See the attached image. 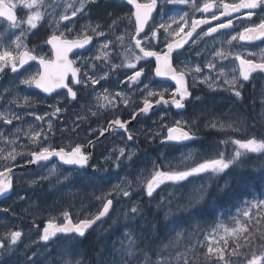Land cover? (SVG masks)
Here are the masks:
<instances>
[{"label":"rangeland","instance_id":"obj_1","mask_svg":"<svg viewBox=\"0 0 264 264\" xmlns=\"http://www.w3.org/2000/svg\"><path fill=\"white\" fill-rule=\"evenodd\" d=\"M10 2L16 5L14 9L17 12L18 20H26L27 16L31 14L29 9L22 6L21 0H10ZM67 4L79 7L78 0H44L41 11L45 13V19L41 21L36 30L28 31L26 23L22 24L20 29L11 30L4 19L0 18V44L4 46L11 44L23 32L22 42L29 49L34 48V54L44 55L45 41L53 31H57V34L65 32L66 35L72 37L80 34L86 27L88 28V34L93 32L92 28L97 29L98 24L92 18L93 12L91 6H89L91 3L87 4L86 10L78 13L77 17H73L74 19L71 22L65 21L59 25L55 24V20H58L60 15L71 14V9L65 10ZM261 15L264 16V13ZM246 25V22L236 24V29L231 33L224 34L217 42L210 41L207 48L210 55L213 50L221 47L223 41L241 31ZM67 28L73 29L71 34L67 33ZM11 36L13 39H10ZM104 43L106 42L101 41L95 44L93 48L89 47L91 49L81 56L88 59L89 66L92 64L90 58L98 54L101 45ZM233 43L236 46L231 51L255 53L256 60L261 61L260 56L264 53V43L251 44L245 41ZM225 50H228L226 45ZM110 52L111 63L101 60L95 62L96 66L94 70L89 67V75L103 76L107 72L109 73V78L107 81L102 80L100 84L95 86L94 91L91 88L79 91L78 95L80 99L78 101H72L63 93L46 96L29 86L19 84L20 79L39 70V66L36 63H31L25 67L26 70H22L19 76L14 75L10 70H6L9 74L8 78L4 83L0 84V97H2L0 98V111L8 114L9 119L12 118L13 113L19 115L22 119H14L11 125L0 121V133L3 134L4 138L11 140L16 139L17 130H20L19 139L15 147L16 151L22 153V155L17 157L15 161L16 165H24L20 163H24L29 159L28 153L38 150L35 145L30 143L24 133L30 128L33 131H39L41 127L47 130V118L44 121H36L32 115L33 113L42 116L45 113H51L53 111L52 106L58 105L61 107L64 111L59 116L53 118V133H49L47 144L42 146L50 145L57 148H69L70 145H74L79 139L83 141L89 140L92 136L91 130L103 129L108 121L116 119L119 115H128L126 114L128 112L134 113L137 110V106L142 103L143 95L146 94H142L145 84H149L150 87L158 90L150 82L131 87L119 83V81L125 80L126 75H131V70L124 67L113 70L111 64L121 65L125 63L124 52H118L112 48H110ZM245 58H251V56H246ZM218 62L219 66L221 64L225 66V71L238 67V61H233L231 58L224 62L218 60ZM263 77L264 72L258 71L254 73L249 81L244 82L241 80L240 97H236L227 85H221L220 87L224 92L220 96H201L193 102L192 109H189L187 112H161L154 117L143 118L141 121L139 118V123L132 127L128 126V131L133 133L135 137L132 142L127 141V134L123 133V131L113 132L110 136L106 137L107 139L98 142L101 155L94 165L90 167L92 169L88 168L89 175L93 171L96 173V178L93 181L76 179L74 185L68 184L64 180V176L69 175L70 172L75 176V172L71 168H61L57 160L41 164L37 168L28 170L27 172L21 171L16 178L15 189L10 195L3 198L0 203V239L4 238L5 234L11 231L21 230L24 234L23 240L11 252L3 250L0 260L12 252L16 256L20 253L24 254L26 250H33L35 252L39 251L40 257L50 254V257H53L55 261L63 262L66 260V255L62 254V249L67 244V241L64 239L49 243L47 248L39 247L33 243L39 239L36 226H39V229L42 230L43 223L50 217H57V220H60V213L68 210L72 214V218L76 220L85 218L102 208L105 200L97 198H106L112 199L114 204L109 219L115 214H123L126 215V218H129L130 215L128 214L133 206H138L140 212L143 213V218L141 219H145L147 216L143 209V199L147 198L149 202L151 201L146 196L143 185L150 178L154 162L156 165H172L171 169L165 168L164 170H184L186 167L194 166L193 161L198 163L204 159L216 158L218 152H225L226 158H230L235 151V146L230 143V151H225V145L219 144V141L247 139L250 137H256L257 139L264 138ZM5 89L8 90L6 93ZM104 89H107L112 94L123 92L130 98V103L125 106L122 102H119L114 110L98 109L94 97L97 93H102ZM244 92L248 93V99L242 101ZM24 97L29 98L30 102L28 104H24ZM91 112H96V115H91ZM77 117H85V119L77 121ZM130 119L132 118L130 117L123 121ZM177 120L188 121L190 125L189 130L194 134H198V141L182 145L180 149V145L177 144H162L161 140L167 134V128L163 127V125L171 126ZM74 122L79 123V127L75 132L71 131L75 126ZM213 122H218V128L213 129L210 127V124ZM221 123L225 125V130L223 131L219 130V124ZM228 124H232L233 128L238 129V131L228 130L226 127ZM62 129H67V131H62ZM208 131L227 134L229 137L212 139L205 135ZM119 147H126L135 152V155L132 161H128L125 158L121 167L117 169L114 166V162L115 154L118 153L114 154L113 150ZM0 148L5 149V155L7 151L11 150V146H7L3 142H0ZM189 154H191L192 159L182 163ZM246 154L252 156V163L257 162V157L262 155L260 153ZM110 155L112 156V160L106 161L105 157ZM260 160H264V156ZM3 166L5 164L0 162V170H2ZM6 166H11V163L9 162ZM53 167L57 168V174H50V170ZM60 173H63V175H60ZM81 175L84 174L81 173ZM216 175L218 174H201L197 177H189L188 181L179 184L167 182L153 194V199L157 204H164L161 210L162 215L164 216L165 213H168V219L174 220V223L167 230V237L170 242L160 247L161 250H167L169 245H171L172 249L168 250L167 253L165 252L167 256L165 260L169 261L170 264H183L185 258L192 263L196 255L201 254L203 256L201 255L196 259L199 261L206 259L207 263L209 260L210 262L212 260L211 264H214L213 258L206 257L205 255L208 247L206 238L215 235L216 240H219L220 237L224 236V232L222 229H217V232L213 233V229L220 223L233 227L232 221L234 219H240L243 223V211L247 210L253 202L264 200V193L257 197H243L237 207L231 210L229 214L225 215L222 212H216L204 226L194 222L192 218H187V216L185 218L187 222L185 219L178 218L177 213L174 212L173 204L171 205L172 201L165 196V192L171 194L172 197H182L185 201L191 203L194 197L199 196L200 189H206L208 192ZM101 177L103 179H100ZM33 180L37 181V183H29ZM128 184L131 186L127 187ZM116 185H120L129 191L131 196L123 197L122 195H118L114 191V186ZM22 197L23 199H21ZM250 216L251 220L248 221V227L254 222H263L264 208L260 209L258 215L257 210L253 208ZM125 219L121 218L120 220ZM39 221H42V225H39ZM149 225L152 226L153 221L149 222ZM173 228L175 229L174 231L172 230ZM177 233H181L179 239H177ZM225 238L229 239V242L232 241L231 237ZM135 264H143V261L135 262ZM230 264H237L235 263V257H232Z\"/></svg>","mask_w":264,"mask_h":264},{"label":"snow or ice","instance_id":"obj_2","mask_svg":"<svg viewBox=\"0 0 264 264\" xmlns=\"http://www.w3.org/2000/svg\"><path fill=\"white\" fill-rule=\"evenodd\" d=\"M79 7H74L73 4H67L65 10L71 9V14L60 15L58 20H55V24L59 25L62 22H71L73 17H77L78 13H82L88 3H96L97 0H78ZM169 5H187L191 3L192 8L196 12L202 14H209L208 18L204 19H192L190 27L185 31V26L189 24L188 13H184L179 19L173 18L170 23H160L154 28H149L145 31L146 25L153 18V13L160 8L158 0H125V3L132 6L134 9L129 17L130 21L135 24V34L131 36V41L125 52L123 53L124 60L127 63L121 65L111 64V68L116 70L120 67H124L131 70V75H126L125 80L119 81L121 84L128 86H137L143 83L142 77L146 76L145 67H137L141 62L150 63V58H154L155 67L151 71L155 77L170 78L175 82V86L171 91V94L166 98L168 89L155 90L150 87L149 84H145L142 90L143 106L138 109L137 112L132 114V119H136L138 115H144L150 112L155 104H166L174 107L177 110L185 109L186 103L192 98V92L188 84V78L203 75L204 69L216 72V77L205 76L200 83H205L209 88H215L218 86L217 82H222V85H227L228 88L233 92L236 97L241 96L242 84L240 81H249L253 73L257 71L264 72V53L261 54V62H257L255 53H240L231 51L236 45L233 42H252L264 38V16L260 13H264V0H236V2H227V0H207L200 6H197V0H164ZM21 4L24 8L31 11L26 20H18L14 8L15 4L11 3L10 0H0V18H4L8 28L11 30L20 29L22 24H27L28 31L38 29L41 21L45 19V13L41 11V7L44 4V0H21ZM34 9V11H32ZM215 9V11H212ZM162 12V8H160ZM218 13V14H217ZM54 14V13H53ZM235 14V15H234ZM221 17L226 19V22H218L215 26H211V21H219ZM256 17L258 23L253 20ZM134 18V20H132ZM234 21L236 22L234 24ZM246 22L248 26L243 27L238 33L231 35L221 43L219 49H215L211 52L212 60L207 62L202 68L199 64L195 66H189V64L181 62L183 66H178L174 61L179 59V54L184 49L185 45L189 43V38L193 37V33L196 32L200 25H210L207 31L202 32V39L207 37L214 38V35L222 34L224 30H235L236 24ZM116 23L115 21L113 22ZM173 25H176L173 28ZM99 26H97L98 28ZM97 36H103L104 33L97 31L96 28L91 29ZM68 34H71L73 29H66ZM183 33V35H181ZM24 33L21 32L20 36H17L11 44L4 46L0 44V73H4L6 70H10L14 75L19 76L20 72L25 69V65H28L30 61H37L39 70L36 73L28 74L25 78L19 80V84L25 86H35L41 89L44 93L53 94L57 92V89L66 90L65 96L70 98L72 101H78L80 99L78 92L84 89L91 88L95 90V86L100 82L107 81L109 73L105 72L103 76L89 75V67L95 69V62L103 60L106 63H111L110 48L111 41H107L101 45L98 54L95 57L90 58L92 60L91 66L88 64V59H85L74 52L77 49L87 50L86 46H89L93 41V36L88 34V28H84L83 31L73 38H69L65 32L53 31V33L45 41L46 45L50 46V56L36 55L34 54L35 49H29L26 44L22 42ZM197 35H200L199 33ZM117 40L121 42L123 46L124 37L119 36ZM195 43V41H192ZM163 44L161 50H156ZM225 45L228 50H225ZM133 49H138L137 54ZM72 53L76 59H71L69 54ZM200 53L198 52L197 55ZM251 56L252 58H245ZM238 61V67H233L225 71V66L221 64L218 68L217 59L220 62L227 61L229 59ZM238 73V74H237ZM231 77V78H228ZM8 90L5 89V93ZM2 98V97H0ZM196 99H199L197 97ZM96 106L98 109L103 110H114L119 102H122L125 106L130 103V98L127 97L123 92H116L114 94L109 93L107 89H104L102 93H97L94 97ZM24 104H28L29 98L24 97ZM53 111L51 113H45L44 115H35L36 121H44L47 118V130L43 127L39 131H33L31 128L24 133L29 139L32 145H35L38 150L31 151L28 153L29 164H43L45 162L51 163L53 158H58V164L61 168L64 166H71V169L75 172V176L69 173L64 176V180L74 185L76 179L84 180L88 179L93 181L96 178V173L93 171L90 175L88 174V168L92 167L90 164V155L87 154L86 148L82 144L70 145L69 149L65 147H53V146H42L47 144L49 139V133H53V118L59 116L64 111L58 105L52 106ZM91 115L95 116L96 112H91ZM21 120L22 117L12 114V118H8V114L0 111V121H3L7 125H11L13 120ZM85 119V117H77V121ZM129 121H123L119 117L108 122V127L105 129L91 130L92 134L98 131L100 136H104L105 132L111 130H122L126 133V139L128 142L134 141L135 137L133 133L128 131ZM75 126L71 131L75 132L79 127L78 122H74ZM167 128V134L161 140L162 144L169 142H175L177 144L184 142H195L197 137L191 132L188 121H174L171 126L163 125ZM213 129L218 128V122L210 124ZM228 130L238 131L233 128L232 124H228ZM219 130H225L224 124H219ZM67 131V129H62ZM19 132L17 130L16 139H7L0 133V142L5 143L7 146H11V150L7 151L0 148V162L4 163L5 166L0 170V196L8 193L13 188L12 171L13 167L16 166L15 161L18 156L22 153L16 151V143L19 139ZM92 140L88 141L91 145ZM219 144L227 145L231 143L235 146V151L230 158H226L225 152H218L216 158L204 159L202 162H194V166L186 167L184 170H164L165 168H172V165H156L154 162L153 171L150 178L144 183V191L146 196L151 200L154 198V193L162 185L167 182L179 184L181 182L188 181L189 177H197L201 174H224L227 175L232 171L239 163L242 162L246 153H260L264 154V138L257 139L256 137H250L247 139H230L219 141ZM115 154L114 166L119 169L123 164L124 159L132 161L135 152L127 149L126 147H119L114 149ZM191 154L185 158L182 163L191 160ZM106 161L112 160V156L105 157ZM11 166H6L8 163ZM83 173L84 175H81ZM50 174H57V168L53 167L50 170ZM63 175V173H60ZM46 179V178H45ZM100 179H103L101 177ZM261 179H264V172L261 173ZM29 183L35 184L37 181L33 180ZM131 185L128 184L127 187ZM228 186L220 191L227 194ZM114 191L118 195L123 197H130L131 193L120 185L114 186ZM111 195V193H109ZM208 195L206 189L199 190V196L194 197L189 206V216H193L199 212V208L194 205L199 204ZM23 199V197L21 198ZM104 199L102 208L91 217H85L84 219H78L73 222L72 214L68 210H64L60 213L59 218L63 219V223L57 222V217H50L44 222L42 230L37 227L38 237L37 241L33 243L39 247L47 248V245L54 240L60 239L63 236L67 244L62 249L63 255L73 256L79 255L76 243L80 238L86 237L89 230L93 228L99 222H102L105 217L111 214V210L114 207L112 199ZM160 209L164 207V204L158 206ZM255 208L257 215L260 209L264 208V200L253 202L252 205L244 210L242 216L244 218L243 223L240 219H234L232 223L233 227H228L224 223H220L216 228L213 229V233L217 232V229H222L224 236L216 240L215 235L207 237L208 241L206 257L213 258L214 264H230L232 257H239L241 255L240 249L242 247H252L257 237L249 229L248 221L251 220L250 212ZM6 211V210H5ZM133 219L143 218V213L140 212L138 206H133L130 209L129 214ZM159 215V212H157ZM174 223V220L168 219V213H165L163 221H157V225H153L149 231H160L168 230L170 225ZM127 231L123 233V236L127 240L125 245L121 241V248L119 250H113L109 254V258L104 259L102 264H135L138 262L139 257L143 256L145 264H170L169 261L164 258H160L157 261H151L148 255L139 249L137 240L135 238L136 229L131 227V221L129 224L124 225ZM175 230L174 228L172 229ZM23 232L21 230H14L10 233L5 234V237L0 239V257H2V251L7 250L11 252L19 243L23 240ZM181 237V233H177V239ZM225 237H231L233 246L229 251L230 244L229 239ZM243 239L245 242L241 245L238 241ZM260 239L264 240V233H261ZM40 252H33L32 257L28 258V264H40ZM35 258V259H34ZM64 264H82L81 261H73L67 259ZM183 264H191V261L185 258ZM246 264H264V253L261 255L252 254L250 259L246 260Z\"/></svg>","mask_w":264,"mask_h":264},{"label":"trees","instance_id":"obj_3","mask_svg":"<svg viewBox=\"0 0 264 264\" xmlns=\"http://www.w3.org/2000/svg\"><path fill=\"white\" fill-rule=\"evenodd\" d=\"M10 39H13V37L11 36ZM247 99L248 93L244 92L241 100L243 101ZM205 135L212 139L229 137L227 134H219L214 131H208ZM229 147L230 143L225 145V151H230ZM262 156H264V154L259 155L257 157V162L252 163V156L250 154H245L242 162L227 175H216L212 181L210 189L208 190V195L203 201L195 206L199 208L200 211L193 216H189L190 202L185 201L182 197H172V195L167 192H165V196L172 201L171 205L173 204L174 212L177 213L178 218L180 217L184 220L187 216V218H192L194 222L204 226L216 212H222L225 215L229 214L231 210H234L237 207L241 198L257 197L264 193V179H261V173L264 172V160H260ZM226 185L228 186L227 194L220 191L221 189H225ZM143 201L144 213L147 216L145 219L139 217L133 219L131 216L126 218V215L115 214L111 219L100 222L92 236L80 238L76 243L79 255H66V260H79L82 264H102L104 259L109 258V254L113 250H119L121 248V241H123L125 245L127 244V240L123 236V233L128 230L124 225L129 224V221H131V227L136 229L134 235L137 244L139 245V249H142L153 262L160 258L166 259L167 256L165 252L167 253L172 247L169 245L167 250H161L160 247L170 242L167 237L168 231L163 229L160 231H149L153 225H157V221L164 220V216L161 212L162 209L158 207L159 204H157L154 199H151V202H149L147 198H144ZM157 212H159V215H157ZM121 218L126 219L120 220ZM151 221H153L152 226L149 225V222ZM185 221L187 222V219H185ZM39 225H42V221H39ZM249 229L256 234L257 238H260L261 233H264V223L250 224ZM239 243L243 245L245 242L241 238ZM229 244L230 251L231 246H233V241H230ZM240 250L248 253L249 247H242ZM33 252L35 251L26 250L24 254L20 253L16 256L12 252L9 255L4 256L0 260V264H19V262H21L20 264H28V258L32 257ZM201 255H196V258ZM19 258L20 260H18ZM196 258H194V261L191 264H211L212 262V260L211 262L209 260L207 263L206 259L199 261ZM138 261H143V264H145L143 256H140ZM61 263H64V261H55L53 257H50V254L40 257V264Z\"/></svg>","mask_w":264,"mask_h":264},{"label":"flooded vegetation","instance_id":"obj_4","mask_svg":"<svg viewBox=\"0 0 264 264\" xmlns=\"http://www.w3.org/2000/svg\"><path fill=\"white\" fill-rule=\"evenodd\" d=\"M141 2H145V0H141ZM203 2H207V0H197V6H200ZM227 2L229 3L236 2V0H227ZM158 3L160 5V8H162V12L160 11V8H158V10L153 13V18L149 21V24L146 25L145 31H148L149 28H154L156 25L160 23H170L173 18L179 19V17L183 15L184 13H188V21H189V24L185 26V31H187L188 28L190 27V23L192 19L208 18L210 20L209 14H202L200 12H196L192 8L191 3L187 5H179V4L169 5L166 2H164V0H158ZM89 6H91V10L93 12L92 18L97 22L99 26L97 28V31L104 33L103 36H97L94 32L89 34V35H92V34L94 35V36L92 35L94 37V43L90 47L93 48L95 44L101 41L103 42L111 41L112 44L109 45V48H112L113 50L118 51V52H125L127 46L130 43H132L131 36L135 34V24L129 19V17H131L132 11L134 10L132 6L126 4L125 0H97L96 3H91ZM84 10H86V7ZM212 11H215V9H213ZM261 14L262 13H260V15ZM73 19L74 18H72V20ZM132 20H134V18H132ZM253 20L258 23V20L256 17H253ZM114 21L116 22L115 24L113 23ZM218 22H226V19L224 17H221L219 21H211V26H215V24ZM234 24H235V21H234ZM209 26L210 25L202 24L200 25L199 28H197V32L195 33L194 38L181 51V53L179 54V59L174 61L178 66H183L181 62H184V63L189 64V66H195L196 64H199L203 68L207 62L212 60V55H210L209 51L207 50L209 42L210 41L217 42L219 38H221L224 34L232 32V30H224L222 34L214 35V38L207 37V38L202 39L201 30L207 31V28ZM246 26H248V24ZM175 27L176 25H173V28ZM236 27L237 26H235V29ZM198 33L200 35H197ZM181 35H183V33H181ZM119 36L124 37L123 46L121 45V42L117 40V37ZM73 37L75 36H72V37L70 36L69 38H73ZM193 40L195 41V43L192 42ZM261 43H264V39L261 41L253 42L251 44H261ZM217 45H219V43H217ZM91 48L88 47L87 50H81V51H78L77 53H79V55L82 56L84 53L88 52V50H90ZM162 48H163V44H160V47L157 48L156 50L159 51ZM133 51H135L137 54L139 53L138 49H133ZM198 52L200 53L199 55H197ZM44 55L50 56V46L49 45L45 46ZM69 57L71 59H76V57L73 56V54H70ZM150 61H151L150 63L141 62L137 66L138 68L141 66L145 67L146 76L142 77L143 83L150 82V84L155 85L158 88V90L168 89V93H166V98H168L175 84L171 80L163 79L160 77H155L153 72L151 71L155 67V60L154 58H150ZM216 62L219 68L218 60ZM126 63L127 61H125V64ZM8 75H9L8 71H5L4 73L0 74V77H1L0 84L4 83V81L7 80ZM208 75L211 76L212 78H215L216 72L210 71L208 69H204L203 75L195 77V82H193V77L190 76L188 78V84L190 87V91L192 92V98L186 103L185 109H183L182 111H177L172 106H169L166 104H160L155 110L151 111L148 115H145V114L138 115L134 121V125L139 123L143 118H151L157 114H160L161 112H176V113L187 112L189 109H192V104L196 100L197 97L220 96V94L224 92V90L221 89L220 87L222 85V82H217L218 86L215 88H209L207 84L200 83V81L203 80L204 77ZM253 75L254 74H252V76ZM65 92L66 90L59 91V93H63V94H65ZM142 106H143L142 103L139 104L135 112H137L138 109ZM126 114L128 115H124V116L119 115L118 117L121 120H125V119L127 120V118H130V117L132 118L133 112L132 113L128 112ZM123 117H127V118H123ZM139 118H140V121H138ZM108 122L106 123L103 129L108 127ZM115 131L116 130H111L110 132L105 133L104 136H100L99 132H96L95 135L92 134V136L89 138V140L93 141L91 145L88 144L89 140L83 141L81 139L77 140L75 144H82L84 147L90 148V151L88 150L86 151H87V154L91 155L90 164L94 165V163L98 160V158L101 155L100 154L101 152L99 150L100 146L98 145V142L104 139H107L106 137L110 136ZM121 131H117V132H121ZM195 136L197 137L196 141H198L199 139L198 134H195ZM179 148H181V146H179ZM67 149L69 148H66V150ZM20 161H23V160H20ZM27 161L28 159L24 163H20V162L19 163L25 164L27 163ZM23 172H27V171H23ZM20 173L21 171H14L12 173V180H13L12 191L15 189L14 188L15 181H16L17 176ZM2 199L3 198L0 199V203ZM97 212L98 211H96L92 215H95ZM92 215H88L87 217H91ZM109 216L105 217L104 220L107 221L109 219ZM72 219H73V222H76L78 220V219L76 220L75 218H72ZM262 220H264V216ZM57 222L63 223L64 221L60 219V220H57ZM99 223L94 225V227L86 234V237L93 235ZM254 223H261V222H254ZM61 239H64L63 236H61V238L57 240H61ZM57 240H54L53 242ZM240 253L241 255L239 257H235V263L246 264V260L250 259L252 254L261 255L262 253H264V240L257 238L255 244L252 247H249L248 253H246L245 251L243 252L241 250H240Z\"/></svg>","mask_w":264,"mask_h":264},{"label":"water","instance_id":"obj_5","mask_svg":"<svg viewBox=\"0 0 264 264\" xmlns=\"http://www.w3.org/2000/svg\"><path fill=\"white\" fill-rule=\"evenodd\" d=\"M14 12H15V14H16V16H17V13H16V11H15V9H14ZM235 15V14H234ZM4 19V18H3ZM196 32H197V30H196ZM195 32V33H196ZM195 33H193V37L192 38H189V42L194 38V35H195ZM264 38H262V39H260V40H256V41H252V42H257V41H261V40H263ZM93 42H94V37H93V41L90 43V45L89 46H91L92 44H93ZM252 42H248V43H252ZM189 44V43H188ZM187 44V45H188ZM187 45H185V47L187 46ZM89 46H86V48H88ZM184 47V48H185ZM81 50H84V49H77V50H74V52H78V51H81ZM70 54H72V53H70ZM69 54V55H70ZM33 62H35V63H37L38 64V62L37 61H30L29 62V64H31V63H33ZM28 64V65H29ZM28 65H25V67L26 66H28ZM258 72V71H257ZM163 79H168V80H170V78H163ZM0 80H1V77H0ZM172 81V80H171ZM174 84H175V82L174 81H172ZM31 88L32 89H34V90H37V91H39V92H41L42 94H44V95H46V96H51V95H53V94H47V93H44L41 89H38V88H36L35 86H31ZM59 91H63L62 89H57V92H59ZM160 104H155L154 106H153V108L150 110V112L151 111H153V110H155L158 106H159ZM177 110V109H176ZM183 110V109H182ZM182 110H177V111H182ZM149 112V113H150ZM149 113H147V114H145V115H148ZM130 123H129V125L128 126H132L133 124H134V121H135V119L133 120V119H130V120H128ZM116 131H121V130H116ZM105 133H108V132H105ZM169 143H172V144H177V143H175V142H169ZM187 143H190V142H184V143H180V144H177V145H183V144H187ZM86 148V150H88V151H90V148L89 147H85ZM90 157H91V155H90ZM54 160H57V162H58V158H53L52 160H51V162L52 161H54ZM45 163H47V162H45ZM44 164V163H43ZM39 165H41V164H29V163H26V164H24V165H17V166H15V167H13V171H12V173L14 172V171H26V170H29V169H35L37 166H39ZM65 167H70L71 168V166H65ZM12 192V190H10L8 193H6V194H4V195H2V196H0V199L1 198H4V197H6L7 195H9L10 193ZM44 226V225H43ZM94 227V226H93ZM43 228V227H42ZM90 231V230H89ZM88 231V232H89Z\"/></svg>","mask_w":264,"mask_h":264},{"label":"bare ground","instance_id":"obj_6","mask_svg":"<svg viewBox=\"0 0 264 264\" xmlns=\"http://www.w3.org/2000/svg\"><path fill=\"white\" fill-rule=\"evenodd\" d=\"M251 58H252V57H251ZM263 78H264V77H263ZM259 107H260V106H259ZM214 112H215V111H214ZM179 149H180V148H179ZM210 184H211V183H210ZM210 184H209V185H210ZM140 205H141V204H140ZM140 207H141V206H140ZM141 211H142V210H141ZM100 243H101V242H100Z\"/></svg>","mask_w":264,"mask_h":264}]
</instances>
